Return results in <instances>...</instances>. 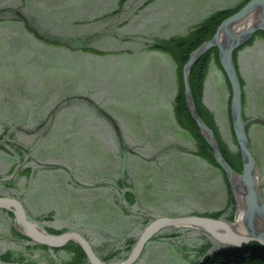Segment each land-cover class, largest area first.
I'll return each mask as SVG.
<instances>
[{
    "label": "rangeland",
    "instance_id": "374dc122",
    "mask_svg": "<svg viewBox=\"0 0 264 264\" xmlns=\"http://www.w3.org/2000/svg\"><path fill=\"white\" fill-rule=\"evenodd\" d=\"M190 1L0 0V195L19 196L30 218L48 231H79L99 256L121 249L107 263L128 255L125 242L136 241L152 216L231 214L225 173L197 152L198 139L176 116L183 65L156 46L195 26L197 20L181 27L188 21L180 13ZM239 1L244 0L213 5L227 8ZM139 19L133 29L130 24ZM245 53L248 66H242ZM217 54L207 55L199 104L213 137L236 152L231 92ZM234 59L245 80L244 116H261L264 29ZM252 79L257 85L250 88ZM109 116L130 148L123 177L120 141ZM247 134L264 177V127L254 122ZM233 171L240 175L242 168ZM260 190L264 200V185ZM232 194L236 206L229 220H236ZM13 226L0 209V264H77L72 242L46 248L16 235ZM200 246L209 248L200 253ZM217 247L197 228L165 227L133 264H195Z\"/></svg>",
    "mask_w": 264,
    "mask_h": 264
},
{
    "label": "water",
    "instance_id": "95a60500",
    "mask_svg": "<svg viewBox=\"0 0 264 264\" xmlns=\"http://www.w3.org/2000/svg\"><path fill=\"white\" fill-rule=\"evenodd\" d=\"M250 17L253 19L246 23ZM261 29H264V0H248L237 11L228 14L226 18L220 21L212 36L196 47V50L188 56L181 70L185 104L202 137H204L209 147L212 148L214 159H216L217 164L225 173L238 202L243 230L238 229L236 220L207 215L152 216L138 234L137 240L130 248L128 255L122 261L117 262V264H133L149 239L160 232L161 229L171 226L197 228L202 232L203 236L205 234L211 236L217 241L218 246L226 248L243 246L248 241H254L258 245L264 246V200L261 198L260 190L264 184V177L260 175L256 160L251 153L248 135H246V128L254 124V122L264 123V116L243 118L240 80L235 69L234 59H232L233 51L249 40L254 32L261 31ZM212 47L218 50L219 63L230 84L231 104L229 113L231 114L233 134L241 157L242 172L240 175L231 169L226 159L222 156L215 137H213L200 115L197 114L191 94L189 70L197 59ZM90 100L99 109L95 101L91 98ZM110 119H112L120 141L121 166L119 174L123 177L130 148L123 139L115 119L112 117ZM0 209L12 212L15 231L30 239L33 243L42 244L49 248H61V246L74 241L85 252L88 263L111 264L101 260L98 254L94 252L90 242L79 231L72 229L61 233L48 232L39 222L30 218L23 203L16 196L0 195Z\"/></svg>",
    "mask_w": 264,
    "mask_h": 264
},
{
    "label": "trees",
    "instance_id": "16d2710c",
    "mask_svg": "<svg viewBox=\"0 0 264 264\" xmlns=\"http://www.w3.org/2000/svg\"><path fill=\"white\" fill-rule=\"evenodd\" d=\"M246 1H248V0H244L242 2L239 1L238 4L233 6V7L216 9L212 13L206 15L202 21H200L199 23H196L195 26H193V28L191 30L187 31L183 36H175V37L171 38L169 41H167L163 44H160V45H156V46H159L161 49H166L167 51H169L171 53L172 57L176 61H178L179 65L182 66L185 63V60L190 55V53H192L194 50H196V47H198L200 44L206 42V40H208L212 36V34L217 29V25L220 23V21H222L224 18H226L228 16V14H231V13L237 11L238 8H240L242 5H244ZM243 44H241L239 46V48H237L233 51L232 59H234L236 52L241 48V46ZM213 50L217 51V48H214V47L209 48V50H207V52L202 54L197 59L196 63H194L189 70V72H190L189 73V83H190L191 94L193 97V103L195 104L196 112L198 115H200V117L204 121L205 125L208 126L209 128L211 127V125L208 121L209 118L207 117L208 115H206L207 113L205 112V110H206L205 107L203 108V106L201 104H199V101H200L199 97L201 94L200 93L201 92V90H200L201 89V82L200 81H201V78L203 76V72H204L203 68L205 66V61H207L206 60L207 55L210 54V52ZM247 55H249V54L245 53L241 57L242 61L243 62L245 61V63H243L242 66L243 65L248 66V64L246 63L248 60L246 58ZM234 65H235V59H234ZM235 69L237 70V73H238V79L240 80V86H241V91H242V85H243V82L245 81L243 79L244 78L243 73H242V71H240L236 68V65H235ZM245 69H248V67H246ZM225 77H226V75H225ZM228 84H229V81H228ZM229 87H230V84H229ZM242 93H243V91H242ZM241 100H242V96H241ZM175 105H176L175 106L176 116L179 119L180 125L181 126L183 125L184 127L189 128L192 131V133L194 134V136L198 139L199 150H197V152L199 154L203 155L204 157H208V159H210L211 163H213L219 169H221L220 166L216 163V161L214 159L212 148L209 147V145L205 141L204 137H202L198 126H196L195 121L193 120L192 116H190L188 107L185 104V96L183 94V85L179 89V91L176 95ZM242 113H243V107H242ZM243 116H244V113H243ZM246 131H248V128L246 129ZM246 135H248L247 132H246ZM216 141H217V145L220 149L222 156L226 159V161L231 166V168L235 169L237 171H240V169H241L240 168L241 167V157H240L239 147L237 146L238 150L236 152L235 151L231 152L226 147H222L217 138H216ZM248 142H249V146H250L249 135H248ZM236 143H237V141H236ZM250 148H251V146H250ZM222 172H224V171L222 170ZM226 187H227L226 191L228 192L227 193V202L228 203H227L226 207L231 208V214L229 216L227 215L226 217L228 219H232V217H233L232 212H233V209L235 208L236 204L234 202V197H233L232 191L229 190V184L227 181H226ZM125 194L127 196L129 195V197L133 196V194L131 195V192L128 190L125 191ZM1 210H3V209H1ZM3 211L8 212L9 216H11L13 218L12 212H10L6 209ZM220 214L221 213L219 211H217V212H214L212 214H206V215L211 216V217H219ZM11 230H12V232L16 233V235H20L21 237H23L27 241L28 240L30 241V239H27L26 237L22 236L20 233L16 232L14 226L11 227ZM48 232L60 233L61 231L58 232V231L50 230ZM205 241L208 242L206 239H205ZM134 242H135L134 239L128 238L127 241L125 242V246L122 247V251L124 250V251H126V253L128 251H130L129 249L131 248L132 244H134ZM69 243H71V242H69ZM69 243H67V244H69ZM72 243L76 246V249H75L76 257L74 258L75 259L74 262H77V264H83V263L89 264L87 262L85 252L82 251L81 247L73 241H72ZM41 246L46 247L44 245H41ZM200 247L201 248L197 249V251L200 253L205 252L207 250V248H209V246H207V247L200 246ZM120 250L121 249H119V248L112 250V252L109 253L110 255L109 254L108 255L109 256H111V255L115 256V255H117L118 252L120 253ZM109 256H106L105 258L102 256H100V257H101L102 261L106 262V260L108 259ZM125 256H124V258H125ZM123 259H121V260H123ZM195 264H264V246L258 245L254 241H248V243H246L245 245L234 247V248H230V247L226 248V247L219 246L215 250L211 251L210 253H206L202 257V259H198V261H196Z\"/></svg>",
    "mask_w": 264,
    "mask_h": 264
},
{
    "label": "crops",
    "instance_id": "0c3cea01",
    "mask_svg": "<svg viewBox=\"0 0 264 264\" xmlns=\"http://www.w3.org/2000/svg\"><path fill=\"white\" fill-rule=\"evenodd\" d=\"M189 8L187 7V12H185L186 10H183L181 11L180 13V16H183V21H188V22H183L184 24H182L181 27H183L185 24H189L191 23L192 21H195L197 20L198 22L202 21L206 14L209 12V11H213V10H216L214 8V5H213V0H209V2H207L206 0H191L189 2ZM149 10V9H148ZM176 15V14H174ZM172 16V15H171ZM140 20L139 19L138 21L133 20V22L130 24L131 27H133V29L137 26V24L139 25L140 23ZM145 23L147 22V19H144L143 20ZM197 22V23H198ZM196 24V22H195ZM187 26V25H185ZM184 26V27H185ZM190 26V25H189Z\"/></svg>",
    "mask_w": 264,
    "mask_h": 264
},
{
    "label": "flooded vegetation",
    "instance_id": "af4514ba",
    "mask_svg": "<svg viewBox=\"0 0 264 264\" xmlns=\"http://www.w3.org/2000/svg\"><path fill=\"white\" fill-rule=\"evenodd\" d=\"M256 81L257 80H254V79H252L250 82L248 81V86L250 87V88H253L255 85H257V83H256ZM263 83H261V85H262ZM264 116V113H263V115H261L260 117H263ZM243 118L244 119H247V118H245V116H243ZM255 123H258V122H255ZM261 124V126L262 127H264V123H260ZM247 128H249V126L247 127ZM246 128V129H247ZM247 132V131H246ZM255 158V157H254ZM256 160V159H255ZM256 163H257V160H256ZM257 167H258V164H257ZM260 170V169H259ZM261 175V174H260ZM261 177H263V176H261ZM264 185V184H263ZM262 185V186H263ZM261 189V188H260ZM17 197V196H16ZM18 199L19 200H21L20 198H19V196H18ZM21 202L23 203V206H24V208H25V210H26V207H25V204H24V202H23V200H21ZM26 211H28V210H26ZM28 214H29V211H28ZM30 216V215H29ZM99 256V255H98ZM100 257V256H99ZM101 258V257H100ZM102 260V259H101Z\"/></svg>",
    "mask_w": 264,
    "mask_h": 264
},
{
    "label": "bare ground",
    "instance_id": "6f19581e",
    "mask_svg": "<svg viewBox=\"0 0 264 264\" xmlns=\"http://www.w3.org/2000/svg\"><path fill=\"white\" fill-rule=\"evenodd\" d=\"M236 223L238 224L237 227L239 230H243V223H242V219H241V216L239 214V216L237 217L236 219Z\"/></svg>",
    "mask_w": 264,
    "mask_h": 264
}]
</instances>
